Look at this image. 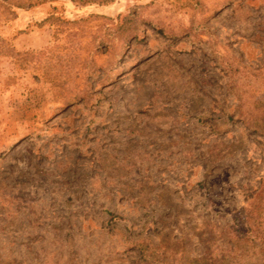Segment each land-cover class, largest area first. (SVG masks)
<instances>
[{"label": "rangeland", "instance_id": "rangeland-1", "mask_svg": "<svg viewBox=\"0 0 264 264\" xmlns=\"http://www.w3.org/2000/svg\"><path fill=\"white\" fill-rule=\"evenodd\" d=\"M0 264H264V0H0Z\"/></svg>", "mask_w": 264, "mask_h": 264}, {"label": "trees", "instance_id": "trees-1", "mask_svg": "<svg viewBox=\"0 0 264 264\" xmlns=\"http://www.w3.org/2000/svg\"><path fill=\"white\" fill-rule=\"evenodd\" d=\"M105 2H107V1H110V0H104ZM17 54H18V52H16Z\"/></svg>", "mask_w": 264, "mask_h": 264}]
</instances>
